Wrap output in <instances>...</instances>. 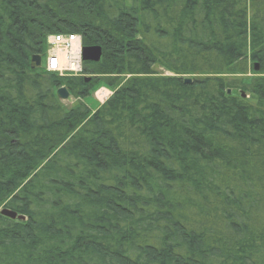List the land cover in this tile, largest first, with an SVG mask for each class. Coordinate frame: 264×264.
Returning a JSON list of instances; mask_svg holds the SVG:
<instances>
[{"label": "trees", "instance_id": "1", "mask_svg": "<svg viewBox=\"0 0 264 264\" xmlns=\"http://www.w3.org/2000/svg\"><path fill=\"white\" fill-rule=\"evenodd\" d=\"M0 208V264H264V0H0Z\"/></svg>", "mask_w": 264, "mask_h": 264}, {"label": "built area", "instance_id": "2", "mask_svg": "<svg viewBox=\"0 0 264 264\" xmlns=\"http://www.w3.org/2000/svg\"><path fill=\"white\" fill-rule=\"evenodd\" d=\"M47 50L44 58L43 69L46 73L58 77H80L81 63V37L76 34H58L47 37ZM110 93L99 89L94 93V98L102 104Z\"/></svg>", "mask_w": 264, "mask_h": 264}, {"label": "water", "instance_id": "3", "mask_svg": "<svg viewBox=\"0 0 264 264\" xmlns=\"http://www.w3.org/2000/svg\"><path fill=\"white\" fill-rule=\"evenodd\" d=\"M101 59V50L99 47H83L81 50V61L83 63H98ZM41 67V57L39 55L32 56L30 59V70H38ZM253 70L256 72L258 71V64H253ZM86 82L89 81V78H86ZM185 84H190L191 79L185 78L184 79ZM230 91H227V94H229ZM242 97L244 98V95L242 94ZM56 98L59 101H66L70 99V94L67 91L65 87H60L56 90ZM0 215L8 218L10 220H18V221H24L25 218L22 216L17 215L14 212H11L7 209H1Z\"/></svg>", "mask_w": 264, "mask_h": 264}, {"label": "rangeland", "instance_id": "4", "mask_svg": "<svg viewBox=\"0 0 264 264\" xmlns=\"http://www.w3.org/2000/svg\"><path fill=\"white\" fill-rule=\"evenodd\" d=\"M82 71H83V68H82ZM154 73L156 76H161V77H169V76H173V74L165 69L164 67L160 66V65H157L154 67ZM83 74V72H82ZM84 78H89V81L91 80V78H93L92 75H89V73L83 75ZM253 77H256V75H254L251 71L250 72H247L245 75L243 76H238L237 78L238 79H242V80H247V79H251ZM184 78H190V76H184ZM96 91V90H95ZM95 91H92L90 92V96L88 97H85L82 102L85 103L86 105H88V107L90 109H95L97 107V105H99L100 103L96 101V99H94L93 97V94L95 93ZM60 104L65 107L66 109L74 106L77 104V102L73 99H69V100H66V101H59ZM97 103V104H96ZM101 105V104H100ZM1 209V208H0Z\"/></svg>", "mask_w": 264, "mask_h": 264}]
</instances>
